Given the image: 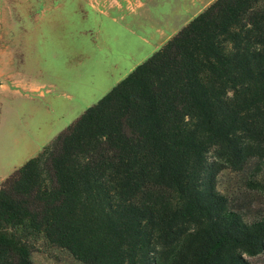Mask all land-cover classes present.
Listing matches in <instances>:
<instances>
[{
	"label": "trees",
	"instance_id": "trees-1",
	"mask_svg": "<svg viewBox=\"0 0 264 264\" xmlns=\"http://www.w3.org/2000/svg\"><path fill=\"white\" fill-rule=\"evenodd\" d=\"M263 182L264 0H213L1 183L0 264H252Z\"/></svg>",
	"mask_w": 264,
	"mask_h": 264
},
{
	"label": "rangeland",
	"instance_id": "rangeland-1",
	"mask_svg": "<svg viewBox=\"0 0 264 264\" xmlns=\"http://www.w3.org/2000/svg\"><path fill=\"white\" fill-rule=\"evenodd\" d=\"M212 1L0 0V185ZM33 261L81 264L41 241Z\"/></svg>",
	"mask_w": 264,
	"mask_h": 264
}]
</instances>
